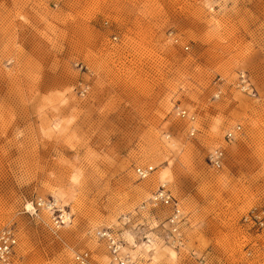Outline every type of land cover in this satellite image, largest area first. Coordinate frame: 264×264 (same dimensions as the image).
<instances>
[{"label":"rangeland","instance_id":"1","mask_svg":"<svg viewBox=\"0 0 264 264\" xmlns=\"http://www.w3.org/2000/svg\"><path fill=\"white\" fill-rule=\"evenodd\" d=\"M163 181L182 246L149 205ZM262 220L264 0H0V228L17 229V264H108L104 228L131 264H264Z\"/></svg>","mask_w":264,"mask_h":264},{"label":"built area","instance_id":"2","mask_svg":"<svg viewBox=\"0 0 264 264\" xmlns=\"http://www.w3.org/2000/svg\"><path fill=\"white\" fill-rule=\"evenodd\" d=\"M239 88L247 93L254 94L255 89L245 72L240 73L238 80ZM85 91V89H84ZM178 115L182 118L195 121V116L188 112L184 108H178ZM241 131V125H236L228 129L225 133V137L228 140H232ZM195 133V128L191 134ZM226 152L223 147H216L209 151L208 161L209 164L215 169H221L224 165ZM155 172V167L151 165H137L135 167V173L140 179H147L152 173ZM149 205L152 208H163L168 210V216L166 218L165 240L167 243L174 246L184 245V236L182 233V225L185 220V214L182 204L178 198L174 196L168 183L163 181L159 184L157 189L152 192L149 198ZM38 208H47L53 211L63 212L59 209L57 203L52 200H44L42 198L36 201ZM147 205L141 208H146ZM67 215L65 212L57 215L54 218L56 225L60 226L65 223ZM128 218V217H127ZM130 219L128 218V221ZM127 221V222H128ZM264 224V220L261 221ZM98 237L103 240L107 246L110 254V261L108 264H131V254L125 250L123 241L117 236L112 229L104 228L98 232ZM149 242H152V237H146ZM19 238L17 229L12 226H5L0 228V264H17L19 255ZM74 261L76 264H95L92 261V255L89 251L77 252L74 255Z\"/></svg>","mask_w":264,"mask_h":264}]
</instances>
